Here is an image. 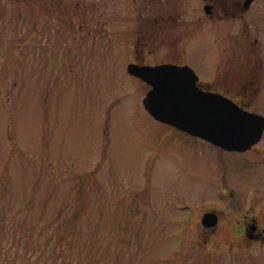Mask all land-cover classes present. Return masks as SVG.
Here are the masks:
<instances>
[{
    "label": "rangeland",
    "instance_id": "rangeland-1",
    "mask_svg": "<svg viewBox=\"0 0 264 264\" xmlns=\"http://www.w3.org/2000/svg\"><path fill=\"white\" fill-rule=\"evenodd\" d=\"M138 12L143 0H0L1 211L73 225L83 264H264V242L234 225L244 210L264 223V193L245 191L258 165L154 119L147 85L125 69L135 58L180 62L181 48L199 80L213 60L218 82L236 89L241 52L213 57L216 34L176 46L140 34ZM221 182L241 191H213ZM207 207L219 211L212 227L197 220Z\"/></svg>",
    "mask_w": 264,
    "mask_h": 264
},
{
    "label": "flooded vegetation",
    "instance_id": "flooded-vegetation-1",
    "mask_svg": "<svg viewBox=\"0 0 264 264\" xmlns=\"http://www.w3.org/2000/svg\"><path fill=\"white\" fill-rule=\"evenodd\" d=\"M187 6L196 10L188 18L183 16V10H186ZM143 7L144 12H138L135 18L137 19L136 24H138L137 31L140 34L161 36L163 41L166 37L172 36L176 38L175 46L180 42L181 37L189 34L191 36L197 32V34L207 37L220 35L223 39L222 45L217 44L214 38H209V48L213 50V57L217 47L221 51L241 52L238 65L239 74L236 80L238 87L236 89L223 86L222 83L218 82L222 73L218 66H213V60L210 66V78L201 81L197 76L196 83L202 89L217 92L234 101L242 109L262 116V128L258 139L249 146L236 151L242 153L243 157L252 164L258 165L257 180L255 183H251L245 191H262L264 193V138H262L264 133V0H145V2L143 0ZM178 37H180L179 40ZM147 45L150 46L149 43L143 46L146 47ZM145 49H149V47ZM178 49H180V52L178 50L180 62L167 60L149 63L136 58L131 61L137 64L161 62L185 64V60L182 59L183 56L180 58L183 49ZM184 133L187 132L184 131ZM213 191L222 193L241 191V187L235 190L221 182L214 187ZM241 200L240 193L239 204L235 205L239 206V210L241 209ZM207 212L215 214L213 224H205L201 221L203 213ZM219 217L217 209L207 207L199 214L197 220L204 227H212L218 222ZM234 225L240 232H243L246 238L264 242V223L259 222L254 216L248 215L246 210L242 211L235 219Z\"/></svg>",
    "mask_w": 264,
    "mask_h": 264
},
{
    "label": "water",
    "instance_id": "water-1",
    "mask_svg": "<svg viewBox=\"0 0 264 264\" xmlns=\"http://www.w3.org/2000/svg\"><path fill=\"white\" fill-rule=\"evenodd\" d=\"M126 69L148 85L141 103L153 118L225 149L241 150L258 139L262 116L202 89L187 64L128 62ZM201 221L213 224L215 214L203 213Z\"/></svg>",
    "mask_w": 264,
    "mask_h": 264
},
{
    "label": "trees",
    "instance_id": "trees-1",
    "mask_svg": "<svg viewBox=\"0 0 264 264\" xmlns=\"http://www.w3.org/2000/svg\"><path fill=\"white\" fill-rule=\"evenodd\" d=\"M13 217L1 211L0 206V264H83L81 258L72 257L68 243L69 233L75 231L73 225L66 227L56 223L50 228L39 227L25 225L21 219L15 221L17 218Z\"/></svg>",
    "mask_w": 264,
    "mask_h": 264
}]
</instances>
